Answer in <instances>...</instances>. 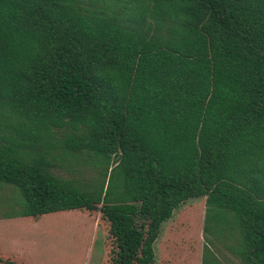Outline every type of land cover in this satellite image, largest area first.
Masks as SVG:
<instances>
[{
    "label": "trees",
    "instance_id": "trees-1",
    "mask_svg": "<svg viewBox=\"0 0 264 264\" xmlns=\"http://www.w3.org/2000/svg\"><path fill=\"white\" fill-rule=\"evenodd\" d=\"M0 184L100 212L106 264L205 197L202 263L264 264V0H0Z\"/></svg>",
    "mask_w": 264,
    "mask_h": 264
},
{
    "label": "rangeland",
    "instance_id": "rangeland-1",
    "mask_svg": "<svg viewBox=\"0 0 264 264\" xmlns=\"http://www.w3.org/2000/svg\"><path fill=\"white\" fill-rule=\"evenodd\" d=\"M17 191L0 184V252L32 264H106L107 222L100 212L50 213L37 221L21 216ZM206 198L188 200L163 224L155 264H203ZM226 264H241L219 245ZM24 264V263H23Z\"/></svg>",
    "mask_w": 264,
    "mask_h": 264
}]
</instances>
